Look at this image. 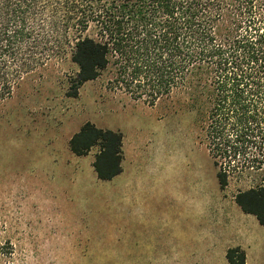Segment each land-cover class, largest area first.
I'll return each mask as SVG.
<instances>
[{
	"label": "rangeland",
	"instance_id": "obj_1",
	"mask_svg": "<svg viewBox=\"0 0 264 264\" xmlns=\"http://www.w3.org/2000/svg\"><path fill=\"white\" fill-rule=\"evenodd\" d=\"M49 20L29 18L17 56L29 71L0 104V264H228L236 246L246 264H264V226L234 201L260 177L231 175L221 188L228 159L212 158L197 111L131 95L114 67L67 96L77 71L67 42L79 29L71 19L54 35ZM86 122L122 134V172L110 181L93 169L97 147L69 150Z\"/></svg>",
	"mask_w": 264,
	"mask_h": 264
},
{
	"label": "trees",
	"instance_id": "obj_2",
	"mask_svg": "<svg viewBox=\"0 0 264 264\" xmlns=\"http://www.w3.org/2000/svg\"><path fill=\"white\" fill-rule=\"evenodd\" d=\"M42 12L54 35L71 19L79 29L67 42L77 68L67 96L114 67L115 85L135 97L186 100L203 124L212 158L228 159L229 168L217 174L221 188L231 175L260 177L234 201L264 226V0H0V104L29 71L25 54L17 56L34 30L29 18ZM90 23L94 31L84 34ZM68 147L78 157L98 148L92 166L99 180L122 172L120 132L86 122ZM250 147L259 151L249 156ZM225 259L246 264L238 246Z\"/></svg>",
	"mask_w": 264,
	"mask_h": 264
}]
</instances>
